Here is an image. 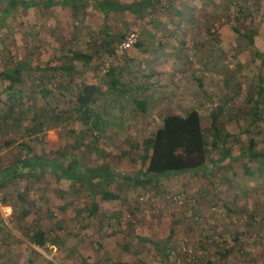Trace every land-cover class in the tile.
Listing matches in <instances>:
<instances>
[{"label": "rangeland", "instance_id": "374dc122", "mask_svg": "<svg viewBox=\"0 0 264 264\" xmlns=\"http://www.w3.org/2000/svg\"><path fill=\"white\" fill-rule=\"evenodd\" d=\"M157 4L107 17L95 5L66 6L72 15L65 20L58 16L61 5L32 14L27 25L22 15L10 14L19 19L0 32L7 35L0 37V264H264L261 160L218 162L222 153L210 129L217 113L219 124L238 134L229 144L233 156L242 146L246 151L253 137L264 150V123L254 121L251 101L264 85L258 54L264 48V0ZM236 29L252 30L256 43ZM134 30L141 37L157 35L152 47L163 58L153 55L155 49L150 57L151 50L139 45L118 50ZM76 52L89 58L73 61ZM17 65L23 70L14 81L7 71ZM89 82L100 90L91 120L98 117L87 124L76 96ZM150 92L158 101L144 114L135 98ZM160 106L183 115L200 112L214 159L200 173L143 184L108 177L117 200L95 199L74 172L61 175L71 159L81 171L99 165L130 176L145 171L142 157L163 124ZM9 140L12 145H4ZM23 143L33 146L32 159ZM40 227L49 234L47 251L27 236Z\"/></svg>", "mask_w": 264, "mask_h": 264}, {"label": "trees", "instance_id": "16d2710c", "mask_svg": "<svg viewBox=\"0 0 264 264\" xmlns=\"http://www.w3.org/2000/svg\"><path fill=\"white\" fill-rule=\"evenodd\" d=\"M159 0H139L133 2H119L115 0H67L65 4L75 6L76 8L79 6L85 7L89 5H95L101 8L106 17L110 15L112 11L115 10H130L132 7V11H139L144 7H156L158 6ZM17 4L11 6H17L23 4V1L18 0ZM37 3H40L37 1ZM56 0H48V5L56 4ZM157 4V5H156ZM29 6L31 4H28ZM2 9V8H0ZM238 33L245 36V38L252 44L256 43V37L253 31L242 32L239 29H236ZM258 54L262 59L264 65V48H258ZM77 57L89 58L88 55H84L83 53H78ZM23 70V66H14L7 71V75L9 78L17 81L20 78L21 71ZM70 71V68L68 67ZM2 73L0 72V75ZM260 82H264V77L260 76ZM99 86L94 82H89L84 85L81 91L77 94V107L76 110L81 113V119L89 124L90 121L95 120L98 116H95L91 120V112L93 109V104L97 101V94L99 92ZM258 96L252 97L251 101L254 103V121L264 123V85H259L257 92H254L252 95ZM140 103V102H137ZM141 105V103H140ZM144 105V104H143ZM142 105V106H143ZM218 114L213 113L212 121H211V135H212V143L216 147L221 150V157L218 159V162H230L234 158H249L252 160H261V166L264 168V150L257 149V141L255 138H251L245 147H241V153L238 156H233L231 151H229V144L234 142L238 134L226 130L222 127L218 122ZM208 137L205 131V127L203 124V119L200 112L196 109H192L186 116H182L179 114L169 115L164 119L162 127H160L153 138L149 141V148L145 156L142 157L143 160H146L148 163L147 169L140 174L137 173L133 176L129 174L126 177L118 173L117 170L107 167L108 169H104L101 165L96 166V170L94 172H90L89 170H79V166L81 165L77 160H70L71 164L68 170H62L61 175L63 177L72 176V172L76 174V178L80 179L82 182L87 183V185L91 186V192L93 196L96 197L98 194L105 200H117L120 198V195L113 192L107 187V183L102 179L104 175H110L111 178L125 181V182H138V183H150L153 181H158L160 177L177 175V174H190L195 175L200 173L203 169L207 167V165L214 161L213 158L210 157L209 147H208ZM6 146L12 145V140L6 141L4 143ZM22 146L27 151V157L32 159L33 156V146L31 144L23 143ZM230 158V159H229ZM229 159L228 161H226ZM136 160V159H135ZM83 165V164H82ZM49 167L52 171H54V161H50ZM89 168V167H88ZM76 169V170H75ZM42 173L47 172V168L40 167L39 169ZM32 171V169H31ZM30 171V172H31ZM15 171L11 172L12 174ZM33 172V171H32ZM81 172V173H80ZM10 173V174H11ZM102 173V175L100 174ZM104 173V174H103ZM22 174V173H21ZM59 175V174H57ZM90 175V176H89ZM8 176V175H6ZM5 178H0V184L2 180ZM95 184V185H94ZM95 186V187H94ZM7 205V204H6ZM94 209L97 210V203L94 201ZM48 231L42 227L38 229L33 235L28 236V239L35 243L36 245L43 248L45 251L48 250L49 237ZM206 264H214L210 260L206 262Z\"/></svg>", "mask_w": 264, "mask_h": 264}, {"label": "crops", "instance_id": "0c3cea01", "mask_svg": "<svg viewBox=\"0 0 264 264\" xmlns=\"http://www.w3.org/2000/svg\"><path fill=\"white\" fill-rule=\"evenodd\" d=\"M18 0H0V8H2V9H0V32L2 31H5V30H8V29H5L4 27H6V26H4V24L5 23H9L10 24V22H12L13 20H14V18H16V20H18L19 18H17V17H14V16H10V14L11 13H14V14H16V15H22V17H20L21 19V21L22 22H24V24H26L27 25V22H29V21H32V18L33 17H36V15H33L32 16V14H36V12L37 13H39V14H42V13H44L43 11H45V10H47V9H54V8H57V7H59V6H63L64 5V7L63 8H61V10H60V12H59V14L60 15H58L59 17H60V19H67L68 17H70V15H72V13H70V12H66V10H64V8L66 7V6H70V7H72L73 9L72 10H74L75 9V6H71V5H68V4H65V1H67V0H56L57 1V3L56 4H53V5H48L47 4V2H48V0H21V1H23V4H21V5H17V6H14V7H11V6H13V5H15V4H17L16 2H17ZM37 1H39L40 3H37ZM115 1H118V0H115ZM128 1V0H127ZM132 1V0H131ZM126 2V1H125ZM129 2V1H128ZM28 4H31L30 6L28 5ZM90 6V5H89ZM80 7H82V6H80ZM82 8H84V7H82ZM101 9V8H100ZM57 12H58V10H56ZM26 14L28 15V16H32V17H28V16H26ZM104 15H105V17H106V14H105V12H104ZM14 17V18H13ZM37 21H39V19H37V18H35V20H34V22H37ZM138 23L140 22V19L139 20H136ZM163 22H164V24H165V21L163 20ZM21 24V23H20ZM11 25V24H10ZM22 25V24H21ZM4 26V27H3ZM32 33V32H31ZM30 33V34H31ZM144 33H146V32H144ZM152 33H150L149 34V36L147 35V34H144V35H142V37H141V35H140V42L136 45V46H138V48L139 49H142V48H149L150 50H151V52L154 50V54H153V52L151 53V52H148L149 53V55H150V57H151V54H153L155 57H158V59H159V57H160V59H162L163 57H161L164 53L161 51V50H159L158 49V47L156 46L155 48H153L152 47V44H154L155 43V41H154V39H156L155 37L157 36H155L154 37V39H153V37H152ZM6 37L7 35H4V33L2 34V36H1V34H0V37L1 38H3V37ZM106 41V40H105ZM153 41H154V43H153ZM142 43L145 45V47H143V45H142ZM78 53H80V52H76V53H74V56H73V61H77V54ZM80 58V57H79ZM157 60V59H156ZM161 63V62H160ZM160 65V64H159ZM63 66V65H62ZM70 68V67H69ZM65 70H67V71H69L68 70V67H65L64 68ZM70 70H71V68H70ZM157 71L158 72H160V71H163L162 69H160V68H158L157 69ZM147 97H145V98H143V99H141V98H139V97H137V98H135V103H136V105H138V108H140L141 109V111H143V113L144 114H151L152 113V111H153V108H154V105H151L152 103L154 104V103H156L157 101H158V98H157V95L155 94V93H149L148 95H146ZM137 102H140L141 103V105H140V103H137ZM160 102V101H159ZM162 102H164V101H162ZM144 104V105H143ZM143 105V106H142ZM151 105V106H150ZM166 107H168V106H166ZM163 108H165V107H163ZM163 108H161V106H160V109H159V111H157V113L159 114V116L160 117H163V122H164V119L166 118V117H168L169 115H173V114H179V115H182V116H186V115H183V114H180V113H177V112H171L170 111V109H168V108H165V109H163ZM150 112V113H149ZM138 113V112H137ZM151 118H152V115L150 116ZM150 118V119H151ZM161 127H162V125H161ZM118 171V173H121V174H123L124 176L123 177H126L127 175L126 174H124V172L123 171H120V170H117ZM137 171H139V170H137ZM101 175H102V173H100ZM104 174V173H103ZM107 174V173H106ZM104 175V177L102 178L104 181H106V183H108L109 181H107V178L109 177V179L110 180H112L113 178H111L110 177V175L109 176H107V175ZM103 176V175H102ZM113 180H119L118 178H116V179H113ZM123 180V179H122ZM122 180H119V181H122ZM123 182V181H122ZM126 183H128V182H126ZM133 183H138V182H133ZM109 186V185H108ZM93 198H95V197H93ZM96 199V198H95ZM94 199V200H95Z\"/></svg>", "mask_w": 264, "mask_h": 264}, {"label": "built area", "instance_id": "2783aa9c", "mask_svg": "<svg viewBox=\"0 0 264 264\" xmlns=\"http://www.w3.org/2000/svg\"><path fill=\"white\" fill-rule=\"evenodd\" d=\"M216 28L213 29L215 31ZM140 42V35L137 31L128 32L120 41L118 50H128L135 47ZM106 70V69H105Z\"/></svg>", "mask_w": 264, "mask_h": 264}]
</instances>
